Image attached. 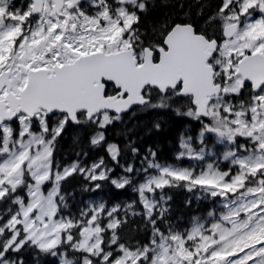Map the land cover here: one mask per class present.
Here are the masks:
<instances>
[{
	"label": "snow or ice",
	"instance_id": "obj_1",
	"mask_svg": "<svg viewBox=\"0 0 264 264\" xmlns=\"http://www.w3.org/2000/svg\"><path fill=\"white\" fill-rule=\"evenodd\" d=\"M155 7L0 0V264H29L28 253L36 264L37 253L47 264H264V79L245 71L264 63V34L249 38L264 29V0L181 3L179 13L143 25ZM176 30L203 50L210 74L202 93L186 91L183 77L142 83L137 99L103 119L99 110L54 105L87 65L130 57L139 67L144 53L162 64ZM101 83L102 95L128 99L126 88ZM134 110L155 114L148 133L162 113L181 118L196 144L224 146L221 163L182 165L205 159L183 131L175 163L162 161L116 127ZM180 187L207 199L198 194L200 211L187 217L192 199L182 201V227L170 219Z\"/></svg>",
	"mask_w": 264,
	"mask_h": 264
},
{
	"label": "water",
	"instance_id": "obj_2",
	"mask_svg": "<svg viewBox=\"0 0 264 264\" xmlns=\"http://www.w3.org/2000/svg\"><path fill=\"white\" fill-rule=\"evenodd\" d=\"M184 31L176 30L169 37L174 46L169 53L162 54L163 63L160 65H153L148 60V54L144 53V62L139 67L133 65L130 57L123 63L102 61L85 66L73 75L65 89L55 94L54 105L72 109L84 106L91 111L100 112L109 108L120 109L129 101L138 98L140 84L155 83L159 87L181 77L185 79L186 91L202 93L210 71L202 63V48L183 38ZM245 71L257 80L264 79V63L248 67ZM102 78L111 80L122 89L126 88L129 92L128 99L104 98Z\"/></svg>",
	"mask_w": 264,
	"mask_h": 264
},
{
	"label": "trees",
	"instance_id": "obj_3",
	"mask_svg": "<svg viewBox=\"0 0 264 264\" xmlns=\"http://www.w3.org/2000/svg\"><path fill=\"white\" fill-rule=\"evenodd\" d=\"M201 4L208 3L210 0H199ZM183 3L185 5V9H187L188 4L192 3L195 5L196 0H148L149 9H152L153 4L156 5L155 9L150 11L148 17L143 18V25H147L150 22L156 23L157 18L159 21H163L165 15L172 14L173 12L179 13L180 4ZM136 115H132L129 113L124 116L123 122L116 127L119 128L120 132L123 133L125 131L128 132L129 140L135 139L137 145L141 146H148L149 144L159 153V157L162 161H169L175 163L172 158V154L179 149V137L181 132L183 134H187L189 130H185L183 127L184 121L181 118L175 117L172 113H162L164 118L159 121L160 128L156 130L152 128L151 133L146 131L147 128L152 127V119L155 114L148 113L146 115L141 114L138 110ZM144 121H148V123H143ZM113 135H115V129L112 130ZM143 138L141 139V137ZM188 136H195V132H190ZM71 136L69 134V139L65 141L67 145L70 142ZM130 155V153H129ZM72 154L69 153V159H71ZM137 163H139V159H137ZM182 165L186 166L185 160L182 161ZM125 194H121L119 197L120 199L124 198ZM130 195V194H129ZM173 197L172 205L175 209L174 213L170 216V219L173 220L176 224L183 226L180 224V221L176 220V216L180 214L182 209V201L187 198L191 197L192 199V207L188 211L184 212L183 215L185 217L193 214V212H198L200 209L197 208V201L196 196L186 191L184 188L180 187L171 192ZM78 199L86 198V196L77 195ZM201 204H206L207 199H205V195H201ZM201 210H203L201 208ZM29 264H36V261L32 260V254L28 253ZM37 260L39 264H47V259L39 253L36 254Z\"/></svg>",
	"mask_w": 264,
	"mask_h": 264
},
{
	"label": "rangeland",
	"instance_id": "obj_4",
	"mask_svg": "<svg viewBox=\"0 0 264 264\" xmlns=\"http://www.w3.org/2000/svg\"><path fill=\"white\" fill-rule=\"evenodd\" d=\"M118 31H119L118 29L114 30L112 32V36L110 37V39L115 38L118 35ZM262 34H264V29H257V30H255L254 32H252L250 34V37L249 38L250 39H254L256 36L262 35ZM105 117H106V115L101 116L102 119L105 118ZM196 145H199V144H196V142H195L192 146L194 147ZM223 150H224V146L222 145V147L219 149L220 153L218 152V157H216V155L208 156V158L210 159L209 161H214L216 163H221V161L219 159V156H220V154L222 153ZM193 161H199V160H193ZM205 162L207 164V161H205ZM192 167H194L195 169H198V167L196 165H193ZM193 192L194 193H198L197 190H193ZM199 193H203V192H199Z\"/></svg>",
	"mask_w": 264,
	"mask_h": 264
}]
</instances>
